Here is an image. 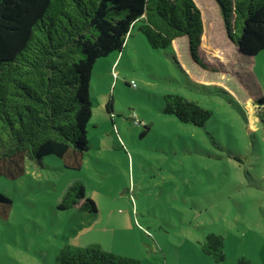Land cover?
I'll list each match as a JSON object with an SVG mask.
<instances>
[{
  "label": "rangeland",
  "instance_id": "1",
  "mask_svg": "<svg viewBox=\"0 0 264 264\" xmlns=\"http://www.w3.org/2000/svg\"><path fill=\"white\" fill-rule=\"evenodd\" d=\"M194 1L204 65L186 36L154 49L134 27L121 53L93 65L81 166L26 158L22 175L0 176L11 200L0 214V264H53L65 243L99 244L141 264H264V49L239 52L217 2ZM167 93L212 115L201 126L181 122L162 111ZM75 180L95 212L58 209ZM210 232L223 236V261L200 249Z\"/></svg>",
  "mask_w": 264,
  "mask_h": 264
},
{
  "label": "trees",
  "instance_id": "2",
  "mask_svg": "<svg viewBox=\"0 0 264 264\" xmlns=\"http://www.w3.org/2000/svg\"><path fill=\"white\" fill-rule=\"evenodd\" d=\"M215 1L237 50L248 55L263 50L264 0ZM134 27L154 49L186 36L191 57L204 65L198 56L203 20L194 0H0V176L22 175L26 158L42 164L45 156H55L65 167L81 166L90 147L93 65L99 57L121 53ZM162 111L195 126L212 115L175 93L163 96ZM10 206L0 192V214ZM73 206L97 210L80 180L66 187L58 209ZM200 249L215 262L225 259L221 234H206ZM248 263L243 257L236 261ZM53 264L141 263L99 244L65 243Z\"/></svg>",
  "mask_w": 264,
  "mask_h": 264
},
{
  "label": "built area",
  "instance_id": "3",
  "mask_svg": "<svg viewBox=\"0 0 264 264\" xmlns=\"http://www.w3.org/2000/svg\"><path fill=\"white\" fill-rule=\"evenodd\" d=\"M129 84H130L131 86H135V82H134L133 80H131V81L129 82Z\"/></svg>",
  "mask_w": 264,
  "mask_h": 264
},
{
  "label": "crops",
  "instance_id": "4",
  "mask_svg": "<svg viewBox=\"0 0 264 264\" xmlns=\"http://www.w3.org/2000/svg\"><path fill=\"white\" fill-rule=\"evenodd\" d=\"M130 36H131V35H130ZM130 36H129V37H130ZM176 39H178V38H176ZM176 39L173 40V42H172L173 45H174V41H175ZM126 45H127V40H126ZM126 45H125V46H126Z\"/></svg>",
  "mask_w": 264,
  "mask_h": 264
}]
</instances>
